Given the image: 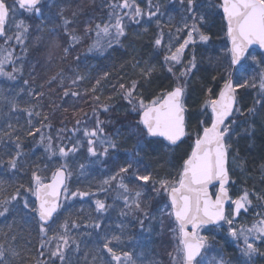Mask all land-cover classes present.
<instances>
[{
	"label": "snow or ice",
	"instance_id": "1",
	"mask_svg": "<svg viewBox=\"0 0 264 264\" xmlns=\"http://www.w3.org/2000/svg\"><path fill=\"white\" fill-rule=\"evenodd\" d=\"M179 6L180 21L173 23L170 16L165 24L161 5L153 0H147V9L138 0H0V175L6 177L0 179V217H12L7 231L0 229V264H146L144 241L164 233L174 244L168 264H258L264 257V188H249L245 181L236 195L230 193L236 170L248 172L241 140L252 148L259 143L264 184V54L258 58L249 51L264 50V0H179ZM221 12L226 43L203 66L200 49L212 47L206 22ZM152 23L157 31L151 59L132 55L115 72L96 77L85 70L92 58L135 51L125 43L131 25L147 33ZM132 32L142 38L140 31ZM41 48L47 56L43 65L34 55ZM198 73L197 91L191 82ZM108 87L112 91L105 95ZM193 95L202 100L200 119L190 130ZM117 100L124 102V121L111 115ZM80 103L91 111L77 107ZM26 138L43 148L46 159H32L35 148L25 150ZM130 139L135 142L126 159L116 162ZM186 141L190 151L176 158L175 150ZM161 146L171 154L164 175L143 163ZM85 147L95 159L74 168ZM109 158L115 170L95 190L91 181L72 190L74 178L86 180L90 165ZM29 173L30 181L23 182ZM77 198H88L94 208L86 217L69 211L61 221L62 210ZM113 212L120 217L119 232L103 223ZM252 213L251 224L239 222ZM128 217L137 232L128 231ZM225 225L239 253L229 259L216 251L214 234H202ZM147 264L164 261L152 258Z\"/></svg>",
	"mask_w": 264,
	"mask_h": 264
},
{
	"label": "trees",
	"instance_id": "2",
	"mask_svg": "<svg viewBox=\"0 0 264 264\" xmlns=\"http://www.w3.org/2000/svg\"><path fill=\"white\" fill-rule=\"evenodd\" d=\"M81 0H74L75 4H79ZM159 2L161 5V11L164 12L165 14L163 17H161L162 21L167 24L169 22V17L171 16L173 18L172 22L173 23H178L181 18V9L177 5L169 4V2L165 0H153V3ZM8 3L11 4L12 0H8ZM84 3L87 4V0H84ZM97 3H99V0H97ZM147 4V0H144L141 3V7H144V5ZM218 11V10H217ZM97 18H99V9L96 11ZM23 18V17H21ZM211 25L213 27H210V21L206 22V27L209 31V34L212 36V47L209 48L207 51H204L203 47L200 49V55L199 58L201 59L202 65L207 66V58L209 55H217L219 54V47L226 43V41L223 39L222 33L220 31L221 27V14L214 16L211 19ZM35 23V21H33ZM210 27V28H209ZM136 30L140 31L142 33V38H140L139 41H126L125 43H131L135 49V51H132L131 49H128L125 51L124 49H120L118 53L113 54L109 59L104 60V59H95L92 58L90 59L87 64L85 65V70L89 71L93 77L99 76L102 74L104 70L108 71H113L119 69L120 64L124 63L125 60L130 59L132 55L137 56V58H140L141 61L143 62L145 60V57L149 54H151V44L150 41L153 37V35L156 33V25L151 24L148 27V32L143 33L142 26L135 28ZM167 28H165V32L167 33ZM223 50V49H222ZM14 51L18 54L20 52L19 46H16ZM83 52V49L80 50ZM35 58H38L41 62V64H45L47 61V56H46V49L41 48L38 53H35ZM259 57V55H258ZM162 58V54H161ZM57 61H54L56 63ZM113 65H115V69L113 68ZM11 66L9 67L8 70H10ZM130 68V67H128ZM201 74H197L196 77H193L191 86L192 88L196 89L197 91L200 89V80L198 77ZM25 77H27V73H25ZM43 78V69H40V77H38V80ZM94 82V81H93ZM210 82V79H209ZM165 83H167L165 81ZM155 87V85L153 86ZM112 89L110 87L105 89V95H109L111 93ZM195 102L193 104H189L192 106V110L189 113V118H190V130L192 127H194L198 120L200 119L198 110L200 107V100H202V97L198 100L195 95ZM252 102L251 97H248L247 103L250 105ZM124 102L120 100V102L117 104L116 110L111 114L113 117H117L120 121H124V113L119 112L117 109L119 107V104H123ZM67 106V105H66ZM77 107H83L86 111L90 112L91 109L88 104L85 103H80L77 105ZM107 115V114H105ZM102 118H105V116H102ZM26 119V118H25ZM23 122V120H22ZM0 123H3L0 121ZM91 123V122H90ZM58 125V121H57ZM71 126V123L69 124ZM257 141L261 139L260 135H257ZM131 143H134V139L129 140ZM239 149L241 152V155L249 161L248 164V172L247 176L251 177L252 179H255L257 183H260V177L258 174V168H259V157H255L256 162L253 164L252 160L253 157L250 153V150L248 149L249 142L241 140L239 144ZM257 146L259 147V143H257ZM35 148L34 155L32 156V159L35 160L38 157H44V152L43 149H39V146L33 145L32 141L30 138H26V144H25V150L29 151L31 149ZM164 148L161 146L156 152H149L147 156H145L143 163L150 165L149 171H155L159 173L160 175L163 174V170H165V163L164 160L166 158V152L163 151ZM186 151H190V142L186 141L181 145L180 148H177L175 150V157L179 158V156L183 155ZM123 152V151H122ZM121 151L117 154V161L118 163H123V161L126 159L127 153H122ZM85 160V158H84ZM84 162V161H83ZM159 162V163H158ZM163 165V167H161ZM99 168H95L90 172L89 177L86 180H82L80 182L74 181L72 183V190L75 191L77 187H84L87 185L89 181L92 182L93 185V190H95L96 183L100 180L103 179L105 174L110 173L111 171L115 170V163L113 162L112 158H109L107 161H104L102 164L98 165ZM51 171L47 172V175L50 177ZM6 178L2 175H0V179ZM30 181V173L27 177L24 178L23 182L27 183ZM245 180L240 181V186L241 188L244 186ZM247 186L251 188L250 182L247 183ZM234 187V186H233ZM151 195H154V193H151ZM233 195V194H232ZM100 198H104V196H100ZM109 203H111V200L109 198L108 200ZM83 207L84 212L80 213L79 210ZM94 208V205H91V201H87L84 203L76 202L72 205L66 206L64 210H62V215L60 216V220L62 221L64 219V216L68 214L70 211L73 214V217L76 215H83L87 216V213L89 209ZM95 215V213H92ZM12 217L9 216L7 220L4 218L0 219V229L7 231L6 225L8 223H11ZM120 221V217L118 216L117 213L113 212L110 216H108L103 223L107 228H109L112 231L119 232V229L116 228V224ZM131 221L132 227L128 229L129 232L135 233L137 231V226H136V221L132 219L131 217L126 218L125 222ZM59 222V221H58ZM55 227V225H54ZM80 232L85 231L83 227L79 229ZM88 231H92L91 229H88ZM159 228H157V233H159ZM215 231V230H213ZM76 234V232H74ZM81 239H84L86 241H90L91 238L89 237H81ZM233 243V241H231ZM231 243V244H232ZM33 244L35 246H38L36 240L33 241ZM215 244V249H220L223 253L227 252V249H233L230 244V239H223L222 237L217 238V240L214 242ZM174 247L173 240L171 237L170 233H164L163 235H156L152 238V241L149 242V245L146 247V264H147V259H152V258H157L161 259L164 261V264H168V256L167 252L172 251ZM137 252L140 251V249H136ZM234 251V249H233Z\"/></svg>",
	"mask_w": 264,
	"mask_h": 264
},
{
	"label": "rangeland",
	"instance_id": "3",
	"mask_svg": "<svg viewBox=\"0 0 264 264\" xmlns=\"http://www.w3.org/2000/svg\"><path fill=\"white\" fill-rule=\"evenodd\" d=\"M144 0H138V3H142ZM165 1H167V2H169V4H173V5H177L178 7H180L179 6V0H165ZM203 2L206 4L207 3V0H203ZM143 8H145V9H147V4H145L144 5V7ZM214 17V16H213ZM213 17H210L209 18V21H210V27H213L212 25H211V19L213 18ZM152 24H154V23H152ZM137 27H141V26H137V25H131V30L129 31V37H128V41H130V42H133V41H139L140 40V38L138 39V38H136L134 35H133V32H132V30H135V31H138V30H136L135 28H137ZM209 27V28H210ZM4 47H7V46H4ZM131 49V48H130ZM14 50V49H13ZM132 51H133V49H131ZM220 52H222V48H221V46L219 47V53ZM151 54H149V55H147L146 57H145V60H149V59H151L152 58V54H153V49L151 50V52H150ZM254 55H257L256 53H253ZM161 58V57H160ZM259 58V57H258ZM161 60H162V58H161ZM249 63H251V61L249 60ZM10 67V66H9ZM9 67H8V69H9ZM128 73H129V75H131L132 74V69L131 68H128ZM120 102V100H117V104ZM189 102H190V104H193L194 105V102H195V97L194 96H192L191 98H190V100H189ZM120 105H122V104H119V107H118V111L119 112H121V113H124V108H122V107H120ZM257 135H259V131H258V134ZM65 143H66V141H65ZM132 145H133V143H131L129 140H128V142L127 143H125L124 145H123V148L120 150L121 152L123 151L124 153H127V151L128 150H130L131 148H132ZM240 146V145H239ZM181 147V146H180ZM179 147V148H180ZM39 149H43L42 147H39ZM248 149L250 150V153H251V155H252V157H259V147L257 146V144H256V147L255 148H252V147H250V144H249V146H248ZM119 151V152H120ZM163 151H165L166 152V158H165V160L168 158V156L169 155H171L168 151H166L165 149L163 150ZM43 152H44V150H43ZM122 152V153H123ZM127 157V156H126ZM84 158H85V160H84ZM89 159H92V160H94L95 158H88L87 157V152H86V147L84 148V149H82V151H81V154H78V156H77V158H76V161L74 162V164H73V167L74 168H77L78 169V167H79V163H85L86 165L89 163ZM164 160V161H165ZM84 161V162H83ZM105 160H101V162L99 163V164H93V165H90V168H91V171L93 170V169H95V168H99L98 167V165H100V164H102L103 162H104ZM124 162V161H123ZM170 170L168 169V167H167V165H165V170H163V174H161V175H164V174H166V173H168ZM50 176H51V174H50ZM235 178L237 179V184L234 186V187H232V188H230V192H231V194H233V195H236L242 188H241V186H240V181H242V180H245V181H247V183L248 182H250V186L252 187V185L253 184H255L256 186H257V188H264V184H261V182L260 183H257L256 182V180L255 179H252L251 177H248L247 176V172L246 173H244V174H241L240 172H239V169H237L236 170V175H235ZM101 180V179H100ZM74 181H76V179L74 178L73 179V181L72 182H74ZM100 196H104V194L103 193H101V194H99ZM30 199H33L34 200V197L33 198H30ZM111 200V199H110ZM87 201H90L88 198H85V200L84 201H81V200H79L78 198L77 199H75L74 201H72V202H70V203H68L66 206H68V205H72V204H74V203H76V202H80V203H84V202H87ZM3 217H0V219H2ZM255 219V214L254 213H252V214H248V215H245V216H241L240 218H239V222L240 223H247V224H251L252 222H253V220ZM226 228H227V225H225L224 226V229H222V230H219V231H213V232H208L207 230H203V232H202V234H207V235H215V240H213L212 241V243H214L216 240H217V238H219V237H222L223 239H230V244L232 243L231 242V238L230 237H228L227 236V232H226ZM139 229H138V226H137V231H138ZM136 231V232H137ZM74 232H76V230H74ZM75 234V233H74ZM144 243L146 244V247L149 245V242L148 241H144ZM231 247L234 249V251H233V249H227L226 251L227 252H225V253H223L224 255H225V258L226 259H229V258H232V257H234V256H238L239 255V253H238V251H237V249H236V244H235V242H233L232 244H231ZM137 249H139V248H137ZM146 249V248H145ZM216 251H221L220 249H216ZM258 264H264V257H261V258H258Z\"/></svg>",
	"mask_w": 264,
	"mask_h": 264
},
{
	"label": "water",
	"instance_id": "4",
	"mask_svg": "<svg viewBox=\"0 0 264 264\" xmlns=\"http://www.w3.org/2000/svg\"><path fill=\"white\" fill-rule=\"evenodd\" d=\"M221 14H222V12H221ZM1 40H2V38H0V42H1ZM253 49H254L255 51H253ZM253 49H250L249 51H250V52H258V53L264 54V50H260V49H258L257 46H253ZM213 189H215V187H211V186H210V192H212Z\"/></svg>",
	"mask_w": 264,
	"mask_h": 264
}]
</instances>
